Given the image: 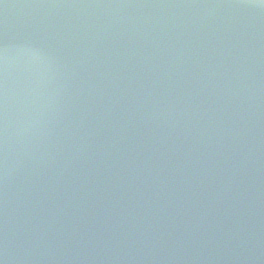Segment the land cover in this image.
Returning a JSON list of instances; mask_svg holds the SVG:
<instances>
[{
    "label": "water",
    "instance_id": "95a60500",
    "mask_svg": "<svg viewBox=\"0 0 264 264\" xmlns=\"http://www.w3.org/2000/svg\"><path fill=\"white\" fill-rule=\"evenodd\" d=\"M238 2L0 3L4 264H264V15Z\"/></svg>",
    "mask_w": 264,
    "mask_h": 264
},
{
    "label": "clouds",
    "instance_id": "9594fccd",
    "mask_svg": "<svg viewBox=\"0 0 264 264\" xmlns=\"http://www.w3.org/2000/svg\"><path fill=\"white\" fill-rule=\"evenodd\" d=\"M34 7H55L57 5H33ZM224 7L230 8H248V9H257L260 10L258 14L264 15V0H240L238 3L223 5ZM8 7V5H5ZM4 63L7 64V48L4 49ZM0 264H4L3 260H0Z\"/></svg>",
    "mask_w": 264,
    "mask_h": 264
},
{
    "label": "snow or ice",
    "instance_id": "6c2138e0",
    "mask_svg": "<svg viewBox=\"0 0 264 264\" xmlns=\"http://www.w3.org/2000/svg\"><path fill=\"white\" fill-rule=\"evenodd\" d=\"M3 2V0H0V3H2Z\"/></svg>",
    "mask_w": 264,
    "mask_h": 264
}]
</instances>
